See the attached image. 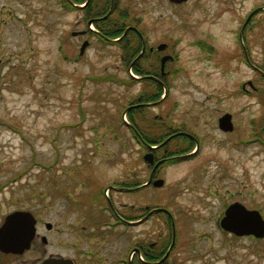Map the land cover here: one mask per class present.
<instances>
[{
    "label": "rangeland",
    "instance_id": "374dc122",
    "mask_svg": "<svg viewBox=\"0 0 264 264\" xmlns=\"http://www.w3.org/2000/svg\"><path fill=\"white\" fill-rule=\"evenodd\" d=\"M114 1L111 18L101 23L114 35L104 36L111 39L106 42L93 32L98 27L81 4L0 0V218L30 209L42 224L62 229L60 236L49 234L53 250L62 241L71 254L76 242L77 256L87 264H122L119 257L134 239L105 224L115 219L108 204L121 208L123 201L142 198L173 213L178 238L170 262L264 264V237L238 236L220 223L236 202L264 216V145L245 142L264 138V76L246 64L248 59L264 69V0H189L182 6L169 0ZM204 6L212 15L205 17ZM137 21L149 44L168 42L163 53L178 51L179 57L166 61L168 96L147 107V115H165L158 120L189 126L203 139L196 156L166 168V186L141 196L121 191L124 182L135 184L140 146L122 118L132 121L138 97L149 90L123 59L120 40H126H116L124 23ZM86 40L90 44L80 56ZM200 40L215 50L204 49ZM177 65L185 71L175 72ZM245 83L252 93L242 91ZM160 97L153 92L143 99ZM225 112L233 115L232 132L219 128L217 116ZM195 147L196 140L167 157ZM157 216L154 235L161 239L166 216Z\"/></svg>",
    "mask_w": 264,
    "mask_h": 264
},
{
    "label": "flooded vegetation",
    "instance_id": "af4514ba",
    "mask_svg": "<svg viewBox=\"0 0 264 264\" xmlns=\"http://www.w3.org/2000/svg\"><path fill=\"white\" fill-rule=\"evenodd\" d=\"M72 4L77 5V1L79 0H69ZM172 4L177 6H182L187 3L189 0H169ZM213 0H207L204 4L212 5ZM218 4L222 0H217ZM109 0H83L82 6L88 8V14L90 21L92 20L97 25V29H95L98 33L109 35L108 31L101 26L102 22H105L111 18L112 12L115 11V1L110 0V5L107 7ZM264 7V6H262ZM259 7V8H262ZM118 8V7H117ZM204 15L208 17L212 15L209 11L212 8H207L204 6ZM255 9L251 11L246 20V24L248 21L252 20L253 15L255 13ZM213 19V17L208 18ZM141 21V20H140ZM139 21L134 23H124V28L122 35L124 37H128L125 39L126 41L135 42L137 45H140L139 53L134 56L131 61L132 65L137 64L140 65L141 68L145 67L146 69H140V75L137 76L140 79V82H155L159 84H168L169 81L166 80L167 74L171 72V70H167V65L165 63L162 68V57L168 53H163L169 46L168 42L162 43L164 44V48L159 50L158 45L154 46L149 44L148 39H146L145 29L141 28L138 25ZM245 26L241 29L242 33ZM121 28L117 29L119 31ZM111 33V32H110ZM241 33V34H242ZM136 48H138L136 46ZM169 57H171L169 55ZM141 61L140 64L139 61ZM170 59V58H169ZM255 71L264 76L263 68L253 65ZM154 67V68H153ZM152 68V69H148ZM253 82V81H252ZM248 80V84L252 86V83ZM255 86V84H254ZM144 94H142L143 98ZM153 104V105H152ZM157 104V102H148V101H138L135 105L136 108H139V112L141 113V117L139 122L133 125L136 136L139 141V157L137 159V163L135 166L134 173V182L135 184H126L124 182L121 191L122 194L129 195H139L141 196L143 191H154L160 189L155 183L158 179H166L165 184L167 182L166 176V168L170 167L167 161L170 157H167L169 153L174 152L175 149H183L191 147L193 142L198 141V135L191 132L188 126L184 125H176L174 122L158 120L165 119V115L155 114L152 117L147 115L148 108L143 109V106L153 107ZM222 116L220 114L217 116V122L219 123V119ZM160 122V123H159ZM222 131V130H221ZM223 132V131H222ZM176 144V146H174ZM174 149V150H173ZM145 155H148L146 159ZM162 186V188H163ZM110 201V200H109ZM111 209L114 211L115 215L121 219L123 222L117 227V230L120 229V236H123L124 239H128V241L134 239V246L127 250L126 255L123 257L124 264H174L170 262L169 258L171 255L172 247L174 245V234L175 228L173 225V213L166 207L160 206L161 209L156 211L159 208V205L153 206V204L145 203L142 198L134 200V202H122L121 208H117L113 202H109ZM15 210H29L26 208H16L7 212L3 217L0 218V229L4 224L5 218L8 213ZM163 213H166L165 215ZM160 214L166 216L164 223V230L166 231L161 234V239L156 237L154 234V227L157 225V221L159 220ZM170 219V220H169ZM171 222V225L170 223ZM41 223V220L38 218L36 233L33 239L30 242L28 247L24 245H15L19 242V238L11 234L6 238L8 243H12V247L9 249H4L0 245V264H41L44 260L51 258H65L71 259L75 264H87L85 262L84 256L79 258L77 255L80 253L78 251V244L74 242L73 250L71 254L64 252V242L58 241L56 250H53L51 247V239L49 234L53 231L60 236L62 229L55 226L52 222ZM150 224V227L147 230H144V225ZM24 231V230H23ZM133 232L134 234L131 235ZM131 238V239H129ZM59 239V238H58ZM53 243V242H52ZM171 243V244H170ZM54 244V243H53ZM55 245V244H54ZM91 253V252H90ZM133 255V257H130ZM87 259V258H86Z\"/></svg>",
    "mask_w": 264,
    "mask_h": 264
},
{
    "label": "water",
    "instance_id": "95a60500",
    "mask_svg": "<svg viewBox=\"0 0 264 264\" xmlns=\"http://www.w3.org/2000/svg\"><path fill=\"white\" fill-rule=\"evenodd\" d=\"M183 1V0H178ZM88 42L82 46L85 49ZM162 47V46H161ZM166 58H164L165 60ZM221 127L225 130H232L231 114H226L221 118ZM36 219L29 211H16L6 217L4 225L0 229V245L4 249L12 247L6 238L14 236L19 238L15 245H24L28 247L34 235ZM221 226L237 235H255L264 237V218L258 209H248L244 204L239 202L231 204L225 211L221 219ZM24 230V231H23ZM42 264H73L69 260L47 259Z\"/></svg>",
    "mask_w": 264,
    "mask_h": 264
},
{
    "label": "trees",
    "instance_id": "16d2710c",
    "mask_svg": "<svg viewBox=\"0 0 264 264\" xmlns=\"http://www.w3.org/2000/svg\"><path fill=\"white\" fill-rule=\"evenodd\" d=\"M124 45H125V49H126V54H124L125 56H127L128 54L131 55L132 53H134L136 51V47H135V46H137L136 44L134 45L133 43L127 42ZM140 60H143V58L140 59ZM148 85H150V87H155L154 84L153 85L152 84H148ZM132 114H133L132 123L135 124L136 123V113H132Z\"/></svg>",
    "mask_w": 264,
    "mask_h": 264
}]
</instances>
